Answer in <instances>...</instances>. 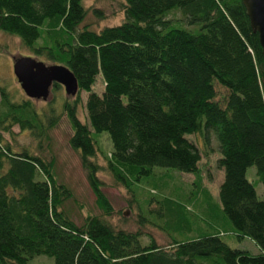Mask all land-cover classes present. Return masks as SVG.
<instances>
[{
    "label": "trees",
    "instance_id": "1",
    "mask_svg": "<svg viewBox=\"0 0 264 264\" xmlns=\"http://www.w3.org/2000/svg\"><path fill=\"white\" fill-rule=\"evenodd\" d=\"M122 1L123 21L94 31L79 28L86 14L81 0H0V30L16 35L35 57L66 66L78 86L73 104L64 101L60 112L53 98L37 111V100L15 101L0 87V133L17 125L41 140L65 115L68 146L102 212L76 225L61 209L71 193L56 183L52 161L13 151L0 134V264L40 256L52 264H264V200L255 189L264 188V63L241 1ZM171 9L197 30L163 21ZM37 39L42 44L34 46ZM97 76L100 94L91 88ZM215 83L226 91L221 102ZM79 91L86 93L84 121L74 108ZM102 132L112 147L103 156L106 168L128 189L153 167L195 176L201 155L186 136L199 135L206 146L212 132L222 171L217 208L234 239H249L256 253L230 248L216 226L192 239L170 238L166 247L153 239L143 244L138 230L115 228L97 177L102 166L94 160L93 134ZM251 166L252 182L245 176ZM152 198L156 208L173 210L176 231L189 230L180 205Z\"/></svg>",
    "mask_w": 264,
    "mask_h": 264
},
{
    "label": "rangeland",
    "instance_id": "2",
    "mask_svg": "<svg viewBox=\"0 0 264 264\" xmlns=\"http://www.w3.org/2000/svg\"><path fill=\"white\" fill-rule=\"evenodd\" d=\"M81 4L86 10L85 17L79 28L86 26L88 29L98 31L105 26H116L123 21V1L122 0H81ZM98 11L95 14L93 11ZM172 10V11H171ZM164 17L163 21L169 24L183 26L195 32L197 26H188L180 14L175 9H171ZM193 28V29H192ZM42 41L37 39L34 46L41 45ZM19 57H31L49 64L44 59L35 57L29 49L24 47L16 35H12L0 30V87H5L13 95V100L19 101L26 98L20 89L12 72L13 61ZM92 91L100 94L103 90V82L97 76ZM215 100L222 101L226 91L218 84H214ZM86 93L78 92L77 102L74 105L78 119L85 120L84 100ZM53 98L54 105L58 112L61 104L66 101L73 104L74 96L70 97L64 93L61 85L54 91L49 92V96L44 101H36V110L45 109L47 100ZM2 143H7L15 152L22 149L40 156L46 161H52V173L57 184H62L69 189L71 197L65 200L62 211L76 225H80L86 216H100L101 210L96 205L95 198L86 182L85 172L82 169L78 155L68 146V138L71 129L65 115L60 116L54 127L48 129L45 138L37 140L26 130H20L17 125L11 127V133L1 132ZM208 144L204 146L199 135H187L186 138L193 142L200 151L201 158L198 162V173L181 174L177 172H166L167 170L153 167L149 176H142L139 183L133 185L131 189L123 186L115 180L110 171L107 170L103 156L107 155L112 147L111 142L105 132L93 134L97 140L98 153L94 160L102 166V170L97 173L101 181V191L107 199L111 213L106 216L107 220L115 227L126 231L138 230L142 234V243H147L150 239L161 247H166L170 243V238L192 239L206 231H213V226L224 232L223 241L230 247L245 249L250 253H256V247L249 239L236 241L229 222L222 212L217 208V186L222 178V171L216 168V159L219 157L218 144L212 132H208ZM246 179H255L254 167H249L245 173ZM259 199L264 200V188L259 184L255 187ZM169 198L172 202L180 205L186 212L189 230L176 231V224L171 217L172 209L168 205L156 208L157 203L153 200ZM184 214V216H186ZM170 220V221H169ZM176 225L175 227H173ZM161 226L163 229H161ZM52 264V259L44 256L35 257L29 260V264Z\"/></svg>",
    "mask_w": 264,
    "mask_h": 264
},
{
    "label": "water",
    "instance_id": "3",
    "mask_svg": "<svg viewBox=\"0 0 264 264\" xmlns=\"http://www.w3.org/2000/svg\"><path fill=\"white\" fill-rule=\"evenodd\" d=\"M248 18L252 33L257 34L264 63V0H240ZM13 75L24 93L33 100H46L53 84L63 87L67 96L73 97L78 90L70 70L62 64H45L31 57H19L12 64Z\"/></svg>",
    "mask_w": 264,
    "mask_h": 264
}]
</instances>
